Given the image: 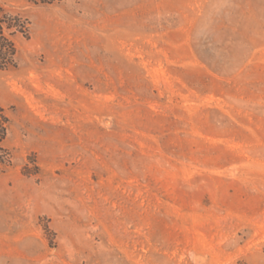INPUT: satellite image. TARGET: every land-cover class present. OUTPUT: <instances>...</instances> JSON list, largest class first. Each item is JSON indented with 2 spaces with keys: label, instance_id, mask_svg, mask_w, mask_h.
Masks as SVG:
<instances>
[{
  "label": "rangeland",
  "instance_id": "obj_1",
  "mask_svg": "<svg viewBox=\"0 0 264 264\" xmlns=\"http://www.w3.org/2000/svg\"><path fill=\"white\" fill-rule=\"evenodd\" d=\"M0 5V264H264V0Z\"/></svg>",
  "mask_w": 264,
  "mask_h": 264
},
{
  "label": "trees",
  "instance_id": "obj_2",
  "mask_svg": "<svg viewBox=\"0 0 264 264\" xmlns=\"http://www.w3.org/2000/svg\"><path fill=\"white\" fill-rule=\"evenodd\" d=\"M35 6H48L60 0H26ZM29 22L19 14L11 13L0 5V71L16 66L15 38L28 37ZM9 129V119L0 108V174L12 165V155L5 141Z\"/></svg>",
  "mask_w": 264,
  "mask_h": 264
}]
</instances>
